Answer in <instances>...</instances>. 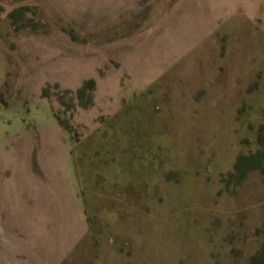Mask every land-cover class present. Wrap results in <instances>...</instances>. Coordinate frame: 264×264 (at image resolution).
<instances>
[{
  "label": "rangeland",
  "instance_id": "rangeland-1",
  "mask_svg": "<svg viewBox=\"0 0 264 264\" xmlns=\"http://www.w3.org/2000/svg\"><path fill=\"white\" fill-rule=\"evenodd\" d=\"M263 122L264 0H0V264H264Z\"/></svg>",
  "mask_w": 264,
  "mask_h": 264
},
{
  "label": "trees",
  "instance_id": "trees-1",
  "mask_svg": "<svg viewBox=\"0 0 264 264\" xmlns=\"http://www.w3.org/2000/svg\"><path fill=\"white\" fill-rule=\"evenodd\" d=\"M57 117L61 126L72 132V128L58 115ZM256 169H264V122L259 126L257 132L256 148L241 152L237 156L233 170L229 173L226 181L227 183L234 182L238 187L247 179L249 173Z\"/></svg>",
  "mask_w": 264,
  "mask_h": 264
}]
</instances>
